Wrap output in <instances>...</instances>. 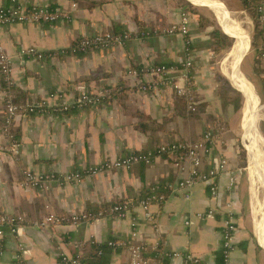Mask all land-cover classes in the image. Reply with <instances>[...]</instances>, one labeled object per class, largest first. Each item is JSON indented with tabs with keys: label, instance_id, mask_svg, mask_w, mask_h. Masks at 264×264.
<instances>
[{
	"label": "crops",
	"instance_id": "1",
	"mask_svg": "<svg viewBox=\"0 0 264 264\" xmlns=\"http://www.w3.org/2000/svg\"><path fill=\"white\" fill-rule=\"evenodd\" d=\"M18 1L28 6H58L68 11L70 18L55 23H13L0 30V43L12 60L9 87L13 100L19 105L39 101L46 104L44 111L17 114L7 126V103L0 93V144H7L10 134L20 142L17 153L8 151L0 155V213L26 218L17 234L5 227L4 234L0 235V264H65L60 261V254L72 256L77 252L85 256L89 250L84 244L90 239L106 244L112 239L130 238L134 220L139 241L146 245L147 264H187V253L198 257L200 264H222V219L228 208L238 224L232 263L264 264V224L260 241L256 239L250 179L240 159L239 139L243 141V138L242 130L239 139L237 136L236 103L226 106L220 96L221 81L217 74L221 73L218 64L222 52L216 54L210 49V34L215 26L227 35L236 36L237 42L240 37H247V51L245 46L236 53L230 49L228 60L234 62L235 69L225 62L224 72L233 88H241L248 95L249 124L254 121L253 111L259 122L264 114L255 109L256 95L249 88L244 70L238 67V56L244 54L242 66L244 57H249L255 45L251 69L264 94V83L255 71L257 54L264 48V32L254 31L252 15L243 1L206 0L229 10L233 16L215 12L202 0ZM73 2L78 4L77 8H72ZM11 4L12 0H0V6ZM240 11L247 13L253 27L254 43L251 40L249 52ZM184 14L189 17L186 35L164 32L171 24H179ZM200 18L205 20V28L201 27ZM219 18L235 19L239 24L227 32ZM105 32H129L131 38L124 46L112 45L86 53L71 51L76 40ZM188 43L194 61L193 88L199 100L196 111L189 109L186 99L173 86L160 83V77L150 72L155 65L185 61ZM29 46H35L47 56L43 59L21 57V51ZM130 68L154 82L153 87L146 92L138 90L137 79L127 74ZM231 73L235 75L232 77ZM169 75L184 84L181 71ZM83 91L107 92L108 97L90 107L66 112L54 109L74 101ZM52 93L57 95L52 97ZM261 102L262 108L264 101ZM210 128L218 133L201 169L218 167L222 156L228 159L227 170L216 179V197L210 194V182L203 181L193 185L189 197L184 189L165 191L166 199L150 208L157 216L158 229L145 218L141 208L132 210L126 218L108 212L79 223L36 224L49 211L65 215L97 212L115 202L137 200L153 186L163 191L166 184H176L188 176L189 164L181 170L168 155L158 157L149 165L138 163L98 174H89L87 170L133 151L154 150L165 142L197 140ZM27 169L52 177L44 186L32 187L25 182ZM71 172H79L80 180L63 179ZM230 177L236 180L233 187H229ZM258 200L263 199L258 197ZM211 207L217 209L214 215H197ZM174 252L182 254L172 256ZM108 264H130L129 251L113 249Z\"/></svg>",
	"mask_w": 264,
	"mask_h": 264
},
{
	"label": "built area",
	"instance_id": "2",
	"mask_svg": "<svg viewBox=\"0 0 264 264\" xmlns=\"http://www.w3.org/2000/svg\"><path fill=\"white\" fill-rule=\"evenodd\" d=\"M251 1V0H248ZM76 2L72 3V8H77ZM258 11L261 13L260 18L263 21L264 5L262 0L258 1ZM65 18H70L68 11L63 10L58 6L48 5H32L28 6L21 3L18 0H12V4L8 6H0V30L13 23H55ZM189 31V17L184 14L179 24L173 23L164 30L165 33L174 34L180 33L186 35ZM131 38L129 32L114 33L105 32L98 35L85 36L75 41L71 46V51L74 53H86L92 49L109 47L112 45L124 46L126 42ZM186 51L188 57L181 64H160L150 68V72L160 77L159 82L166 85H171L176 92L183 96L189 109L196 111V106L199 102L196 92L194 91V78L193 67L194 61L192 57V51L189 43L186 45ZM21 57H36L43 59L47 56L46 53L38 50L35 46H29L21 51ZM264 56V48L262 50ZM11 71L12 60L7 51L0 43V93L3 94L7 103V114L5 117V123L8 126L12 120L19 113H34L38 111H44L46 104L43 101L19 105L13 99V93L10 89L11 83ZM181 71V78L184 84L178 83L175 77L170 76L171 72ZM129 76L137 79L135 87L138 90L146 92L153 87V83L144 79L143 74L137 69L130 68L127 72ZM56 93H52L51 96H56ZM107 92H89L83 91L81 95L72 102H64L54 109L57 111H69L72 108L90 107L96 104L102 103L108 96ZM218 131L215 129H207L202 136L194 141L191 140H176L160 144L154 150H139L133 151L125 156L106 160L99 165L90 167L87 172L89 174H98L102 171L118 168H130L134 164H152L158 157L168 155L174 162V164L181 170L186 169V165L189 164L188 176L180 179L176 184L169 183L163 186V191L159 187L153 186L150 191L140 197L137 200L132 201H120L115 202L109 208L102 209L97 212L82 211L78 213H72L69 215L57 214L53 211H49L37 225H50V224H66V223H79L82 221L96 219L103 216L105 213H110L118 218H126L127 215L134 209L141 208L144 211V216L147 220L152 222L153 226L158 229L157 216L151 211V206L154 203L163 202L166 199L165 191H173L176 189L187 190L186 196H190V190L193 185L198 181L210 182L209 191L212 197L218 195V186L216 179L222 172H225L228 168V159L226 156L220 157L219 166L212 168L208 171L201 169L202 162L207 155L212 152V144L216 138ZM20 148V142L10 134V141L7 144H0V155L10 151L17 153ZM25 182L32 187H42L46 181L52 176L49 174H43L36 172L32 169H27L24 172ZM81 174L79 172H71L63 176L64 180H80ZM236 180L234 177H230L229 187H233ZM216 208H209L205 211L198 212L199 217H208L216 213ZM26 218L23 215H17L12 213H0V235L4 234V228L8 227L10 231L17 234L21 225L25 224ZM189 223V221H187ZM132 234L131 237L124 240H109L107 244L114 249L125 248L130 253V264H147L148 260L145 257L146 245L139 241L137 221H132ZM238 229V224L228 208L224 213L222 219V256L224 264L232 263V252L234 249L235 233ZM81 244H77L76 247H80ZM1 253V250H0ZM181 252H174L172 256H179ZM187 264H200L198 257L187 253ZM80 254L69 256L66 253L60 254V261L65 264H80ZM20 264H24L20 262Z\"/></svg>",
	"mask_w": 264,
	"mask_h": 264
},
{
	"label": "rangeland",
	"instance_id": "3",
	"mask_svg": "<svg viewBox=\"0 0 264 264\" xmlns=\"http://www.w3.org/2000/svg\"><path fill=\"white\" fill-rule=\"evenodd\" d=\"M238 14L241 16V18L244 21V28H245V31H246L247 36H248V44H249L248 52H249L251 49L252 29H253L252 24H251V20L249 19L246 12L240 11V12H238ZM219 21L223 25V27L225 28V30L227 32L233 31V29L236 26H238V22L235 19L223 20V19L219 18ZM254 37H255V40H257L258 36L255 35ZM234 43H235V39H234ZM234 43H233L231 48L222 51V54H221L220 59H219V61H220L218 64L219 71L226 78L228 76L224 72V67L226 66V63H230V61L228 60V58H229L228 53H229L230 49L233 48ZM255 56H256V50H255V45H253L252 51L249 54V57H247V55L244 57V59L242 61V66L240 65V68L244 70L243 72L247 78L249 88L258 97L259 104L257 105V108H256V103H255V109L257 112H259L260 115H263L264 114V106L260 109L258 108V106L260 104H263L262 102L260 103V101H262V100L264 101V97H263L264 94H262L263 92L261 93V91L259 90L261 88V83L256 78V75H254V73L251 69ZM237 91L241 95V98L236 101V108H237V113H238L237 114V125H238L237 136L239 139L240 133L242 130L243 141H241V139H239V143L241 144L242 149L246 153V169H245V172L250 179L249 182H250V186H251V189L253 192V214H254L253 218H254V222H255V226H256V233H257L256 239L262 241L261 240L262 239L261 238V228H262V225L264 224V217H263L264 204L261 207H260V205H258V197L260 199H264V188H261L259 183H257L258 182L257 179H259V178H257L258 170H257L256 159L254 158V155H253V157L251 155V151L249 148L250 143L248 142V138L246 136V131L250 125L249 120H248L247 115H246L247 98L239 90H237ZM256 100H257V98H256ZM256 100H255V102H256ZM242 127H243V129H242ZM257 130L259 131V133L261 135L260 146H259V148H257L255 145H253L252 149L255 151L254 154L257 155L259 163L263 164V166H264V118L259 120V122L257 124Z\"/></svg>",
	"mask_w": 264,
	"mask_h": 264
},
{
	"label": "trees",
	"instance_id": "4",
	"mask_svg": "<svg viewBox=\"0 0 264 264\" xmlns=\"http://www.w3.org/2000/svg\"><path fill=\"white\" fill-rule=\"evenodd\" d=\"M244 7L251 13L253 23H254V31L258 33L264 32V24L260 18L261 13L258 11V1L259 0H242ZM209 23L215 24L213 21L208 20ZM200 25L202 28L206 27V22L204 19L200 18ZM210 40V49L214 53H220L224 50H227L232 47L234 43L233 37L227 35L220 27L215 26L212 30ZM254 43V39H252V45ZM264 46V45H263ZM264 56L262 53L257 54V58L255 60V71L256 74L262 79L264 83ZM218 79L221 81L220 85V96L224 100L225 105L236 103L238 99L241 98L240 93L231 86L228 79L222 75L221 73L217 74ZM240 151V159L242 166H246V153L239 146ZM148 193V192H147ZM85 247L88 248V253L85 256L80 257V262H87L88 264H108L110 262V255L112 253L113 247L106 244L98 243L95 239H90L84 244ZM78 254L77 252L74 255ZM221 259V257H220ZM24 263V262H23ZM221 263L223 262V256L221 259ZM25 264V263H24Z\"/></svg>",
	"mask_w": 264,
	"mask_h": 264
},
{
	"label": "bare ground",
	"instance_id": "5",
	"mask_svg": "<svg viewBox=\"0 0 264 264\" xmlns=\"http://www.w3.org/2000/svg\"><path fill=\"white\" fill-rule=\"evenodd\" d=\"M203 1V3H205L206 5H208V6H210L215 12H217V13H219V14H222V15H226V16H233L232 14H231V12L229 11V10H224V9H222L221 7H219V6H216V5H213V4H210V3H208L206 0H202ZM212 3V2H211ZM235 12V11H234ZM243 20V19H242ZM239 24V23H238ZM239 35H240V33H239ZM235 38H236V40L238 39L236 36H235ZM243 46H245V52L247 51V37H245V38H243V37H240L239 38V41L237 42L236 41V44L234 45V47H233V50L232 51H234L235 50V53L236 52H238L239 51V48L240 47H243ZM234 52L233 53H231L232 55H234L235 54ZM244 56V54H242V55H239L238 57H239V59H238V67L240 68V62H241V59H242V57ZM230 66H231V68L232 69H235V64H234V62H230ZM232 77L235 75V73H231L230 74ZM231 80H232V78H230ZM234 79V78H233ZM233 81V80H232ZM239 90H241V92L244 94V96L246 97V98H248V95H246L245 94V92L241 89V88H239ZM256 98H257V100H256V108H257V102H258V97H257V95H256ZM259 103V102H258ZM258 108L260 109L261 108V106L259 105L258 106ZM253 115V117H254V121L251 123V127L248 129V131H247V135H248V142L250 143L249 144V146H250V148H251V151H252V154L254 155V158L256 159V164H257V170H258V178H259V180H258V183H259V185H260V187L261 188H264V166H263V164H261V163H259V161H258V158H257V155H255L254 153H255V151L252 149V146L253 145H255L257 148H259V146H260V142H261V135H260V133H259V131L257 130V123H258V120H257V118H258V115L253 111V113H252ZM259 152V151H258ZM256 179V178H255ZM260 188V189H261ZM264 204V199L263 200H258V205H260V207L262 206ZM264 231V230H263Z\"/></svg>",
	"mask_w": 264,
	"mask_h": 264
},
{
	"label": "water",
	"instance_id": "6",
	"mask_svg": "<svg viewBox=\"0 0 264 264\" xmlns=\"http://www.w3.org/2000/svg\"><path fill=\"white\" fill-rule=\"evenodd\" d=\"M228 35H230V34H228ZM231 37H233L234 39H235V43H236V38L234 37V36H232V35H230ZM235 43H234V45H235ZM238 90V89H237Z\"/></svg>",
	"mask_w": 264,
	"mask_h": 264
}]
</instances>
